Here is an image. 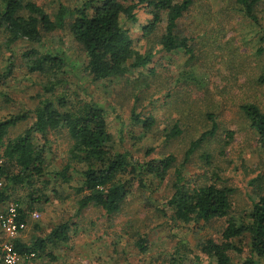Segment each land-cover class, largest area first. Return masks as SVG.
<instances>
[{
  "label": "rangeland",
  "instance_id": "rangeland-1",
  "mask_svg": "<svg viewBox=\"0 0 264 264\" xmlns=\"http://www.w3.org/2000/svg\"><path fill=\"white\" fill-rule=\"evenodd\" d=\"M32 1L54 15L61 4L75 6L81 0ZM148 14L140 9V20L124 21L137 44L147 45L141 26ZM178 32L194 38L189 40L193 59L182 49L159 51L154 75L139 69L100 81L91 80L86 71L87 56L69 30L49 33L45 49L57 50L67 59L65 72L60 74L65 83L57 95H65L70 104L95 101L103 106L117 149L129 151L141 161L175 154L182 163L191 141L211 127L208 115L213 114L218 132L203 142L183 170L197 184L215 181L219 186L234 187L233 208L239 215L262 191L261 182L253 179L264 171V148L241 110L248 102L264 110V52L258 50L264 46L259 38L262 31L241 13L236 0H195L180 20ZM5 40L6 34L0 30V74L5 75L0 84V118L34 108L39 102L37 95L43 93L41 83L46 81L44 76L30 73L21 60L29 43L7 47ZM11 61L15 64L8 73ZM134 111L143 117L154 115L157 124L144 135L142 125L133 119ZM177 122L183 134L167 140L166 130ZM31 123L12 128L9 138L23 133ZM36 140L46 142L40 135ZM47 143L46 175L31 184L11 185L10 198L0 203V210L17 205V201L26 207L31 195H38L41 198L29 211L26 228L16 238L29 244L36 238L48 239L63 223L69 224L70 238L49 242L41 256L26 258L20 264H198L196 254L203 255V243L210 238L220 240L224 221L188 224L169 218L167 201L173 192L175 169L163 183L150 175L144 179L145 186L136 181L119 212L108 214L95 205L78 212L81 196L74 189L82 184L86 167L76 164L69 171L70 182L64 181L56 173L69 163L71 137L66 130L52 131ZM206 153L212 156L210 162L204 158ZM34 212L39 213L38 218L32 217ZM5 237L0 235V240ZM140 238L146 240L145 251L138 244ZM244 250L241 256L232 254L239 264L247 257L249 246Z\"/></svg>",
  "mask_w": 264,
  "mask_h": 264
},
{
  "label": "trees",
  "instance_id": "trees-1",
  "mask_svg": "<svg viewBox=\"0 0 264 264\" xmlns=\"http://www.w3.org/2000/svg\"><path fill=\"white\" fill-rule=\"evenodd\" d=\"M194 1L81 0L75 6L61 4L53 15L32 0H0V30L6 34V46L22 41L29 43L22 51L21 60L30 73L46 78L41 83L43 93L37 95L39 102L34 108L0 118V160L7 181L0 189V203L9 200L11 185L31 184L34 179L46 175L49 135L52 131L66 130L73 142L69 163L56 176L61 175L64 181L70 182V169L76 164L85 165L83 182L74 189L81 196L78 212L90 205L100 206L108 214L119 212L136 181L145 186L144 179L150 175L163 183L175 169L171 184L173 192L167 201V210L171 211L169 218L175 223L188 224L225 222L218 242L210 238L203 243V255L196 254L198 264H239L232 254L243 255L245 245L249 246V251L241 264H264V171L253 179L254 183L261 182L259 188L262 191L253 197L252 206L238 215L233 208L234 187L219 186L215 181L200 185L183 170L203 142L218 132L219 125L213 114L208 115L211 127L191 141L182 163H178L175 154L141 161L129 151L117 149L103 106L95 101L70 104L65 95H57L58 88L65 83L60 74L65 72L67 59L57 50L45 49L50 41L49 33L58 30L72 33L87 56L86 71L93 81L118 78L139 69H148L154 75L159 64L156 59L159 51L171 53L182 49L190 55V60L194 58L193 45L189 44L194 38L178 32L180 20ZM236 2L241 13L261 28L260 43H264V0ZM140 9L149 13L141 26L147 45L137 44L124 26L125 20H140ZM258 50L264 52V46ZM11 62L8 73L15 64ZM4 82L5 75L0 74V84ZM241 110L264 148V110L254 102L241 105ZM133 119L142 125L144 135L157 124L154 115L143 117L137 111L133 112ZM29 120L32 123L23 133L9 138L12 128ZM183 132L177 122L166 130L165 136L172 140ZM38 135L46 142H38ZM229 136L232 138L234 134L231 132ZM204 158L210 162L212 156L206 153ZM13 169L17 171L13 172ZM40 198L31 195L26 207L17 201L18 220L28 223L29 211ZM46 198L49 200L48 196ZM68 231L69 224L63 223L52 230L48 239L36 238L31 244L16 237L10 240L19 254L41 256L49 242L68 241ZM138 244L142 251L146 250L145 239L140 238ZM0 264L3 263L0 261Z\"/></svg>",
  "mask_w": 264,
  "mask_h": 264
},
{
  "label": "built area",
  "instance_id": "built-area-1",
  "mask_svg": "<svg viewBox=\"0 0 264 264\" xmlns=\"http://www.w3.org/2000/svg\"><path fill=\"white\" fill-rule=\"evenodd\" d=\"M3 161L0 160V189L6 185V177L3 173ZM18 205H12L7 210H0V235H5L4 240H0V261L3 264H20L26 258L34 256H23L15 251L11 238H15L23 231L27 222L18 220ZM33 218H38L39 213H32Z\"/></svg>",
  "mask_w": 264,
  "mask_h": 264
}]
</instances>
